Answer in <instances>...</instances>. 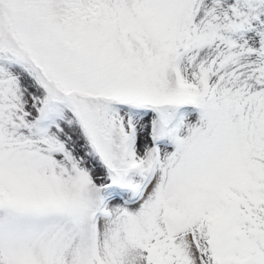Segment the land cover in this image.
Listing matches in <instances>:
<instances>
[{
	"label": "snow or ice",
	"instance_id": "6c2138e0",
	"mask_svg": "<svg viewBox=\"0 0 264 264\" xmlns=\"http://www.w3.org/2000/svg\"><path fill=\"white\" fill-rule=\"evenodd\" d=\"M0 264H264V0H0Z\"/></svg>",
	"mask_w": 264,
	"mask_h": 264
}]
</instances>
